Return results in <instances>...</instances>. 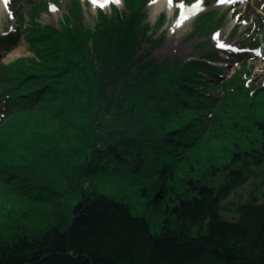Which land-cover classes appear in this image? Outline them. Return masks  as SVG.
<instances>
[{
	"label": "trees",
	"instance_id": "obj_1",
	"mask_svg": "<svg viewBox=\"0 0 264 264\" xmlns=\"http://www.w3.org/2000/svg\"><path fill=\"white\" fill-rule=\"evenodd\" d=\"M144 5L124 0V10L98 9L91 28L73 0L68 22L56 28L38 21L46 0L30 4L26 38L34 55L0 64V106L11 118L0 154L13 156L0 159V179L18 180L15 187L29 175L46 188L59 183L41 162L50 151L81 148L68 114L72 105L88 108L78 104L79 90L139 128L61 159L81 171L69 187L81 175L101 179L115 169L129 175V187L77 188L71 211L55 213L38 232L0 235V264H264V189L234 205L238 218L222 215L225 200L264 166V86L251 85L246 59L226 77L212 63L213 48L206 59L141 64L143 40L156 47L164 39L150 37Z\"/></svg>",
	"mask_w": 264,
	"mask_h": 264
},
{
	"label": "rangeland",
	"instance_id": "obj_2",
	"mask_svg": "<svg viewBox=\"0 0 264 264\" xmlns=\"http://www.w3.org/2000/svg\"><path fill=\"white\" fill-rule=\"evenodd\" d=\"M46 1L47 9L42 11L38 21L43 26L61 28V24L68 22L66 14L69 13L73 0ZM151 1L145 0L144 5L146 21L151 27L150 37L158 39L163 35L164 39L156 47L151 44L150 40H143L141 51L136 56H143L141 64L153 61L164 62V60L174 63L177 59L203 58L213 48L217 53L218 60H212V63L224 68L223 72L226 77L240 68L243 64L242 60L246 59L245 65L251 71L249 74L251 85L256 86L255 89L263 88L264 0H200L203 3L202 8L193 14L194 16L184 24V27L180 28H174L173 22L183 9L194 5L196 0H172V12L165 5L156 14L153 12ZM32 2L33 0H7V4L0 7V37L8 35L9 32L18 35L0 43V64L13 62L22 56L34 55L29 40L26 38L28 34L26 21L29 19L27 10ZM79 2L82 8V25L91 28L96 23L98 9H103L104 12L110 14L113 10L112 6L122 10L126 8L124 0H119V3L110 0L108 3L100 4H94L92 0H79ZM181 4L184 5L183 8H181ZM50 5H55V10ZM21 24H23V29L18 32ZM256 38L260 41L259 46L251 44ZM90 51L93 52L91 42ZM92 54L96 63V54L95 52ZM219 59L221 60L219 61ZM78 77L82 78L83 74L79 73ZM79 92L82 93L80 90L78 91V104L80 102L81 106L88 108L82 111V108L71 104V111L69 110L68 114L73 118L70 127H74L79 135L77 139L74 137L73 140L76 141V145H79V140H81V148L73 149L70 145L62 152L50 151L51 153L44 156L41 162L43 169L47 173L57 172L59 175V183L51 187L43 186L33 178L34 175H29L34 181L26 176L24 178L26 183L19 184L17 187L15 185L18 180L0 179V235H8L14 230L26 233L38 232L50 222L55 213L71 211L73 203L80 199V195L74 192L79 191L77 188L80 189L81 186L86 190L94 189L95 192L107 191L108 193L129 187V175H126L123 169L107 170L108 173H100L101 179L81 175L80 181L74 187L67 185L68 180L70 181L69 178L77 176L81 171L79 166H70L68 169L66 159L64 162L61 161L63 156L67 157L66 151L71 152L72 157L80 156L90 152L89 149L93 145L99 147L112 141L121 142L124 137L139 128L135 123L137 120H134L133 123L124 122L121 119L124 116L113 114L112 108L104 110V106H99L97 101H89L87 95ZM4 109L5 106L2 103L0 106V138L6 129L8 133L11 130V118L4 114ZM116 112L123 113L119 110ZM10 137L12 140L15 139L11 135ZM15 144L18 143L15 142ZM42 146L45 147L43 144ZM12 158L11 155L0 154V159H4L5 163L12 162ZM23 162V160L18 161L21 164ZM86 167H90V163ZM29 169L20 170L26 173ZM107 169H111V167ZM257 171L258 174L255 177L238 187L222 204L224 218H238L239 214L235 212L234 205L246 202L250 194L259 195L264 189V166L258 167Z\"/></svg>",
	"mask_w": 264,
	"mask_h": 264
},
{
	"label": "bare ground",
	"instance_id": "obj_3",
	"mask_svg": "<svg viewBox=\"0 0 264 264\" xmlns=\"http://www.w3.org/2000/svg\"><path fill=\"white\" fill-rule=\"evenodd\" d=\"M110 0H108L109 2ZM107 2V3H108ZM152 8H153V12L154 14H156L157 12H160L164 6H168L169 7V11L172 12L173 9V4H169L168 0H152L151 2ZM7 4V0H0V7L1 6H5ZM202 1L199 2V4L196 3V6H201L202 8ZM188 9H183V15H181V13L179 14V16L176 18V20L173 22V27L174 28H180V27H184V24L189 21L194 15L190 14V12H188Z\"/></svg>",
	"mask_w": 264,
	"mask_h": 264
},
{
	"label": "snow or ice",
	"instance_id": "obj_4",
	"mask_svg": "<svg viewBox=\"0 0 264 264\" xmlns=\"http://www.w3.org/2000/svg\"><path fill=\"white\" fill-rule=\"evenodd\" d=\"M92 2L94 3V4H100V3H107L108 2V0H92ZM113 2H116V3H119V0H113ZM199 2H200V0H196V3L197 4H199ZM168 3L169 4H171L172 3V0H168ZM194 7H195V5H193ZM50 7L53 9V10H55V5H50ZM184 7V5L183 4H181V8H183ZM181 15H183V12H181Z\"/></svg>",
	"mask_w": 264,
	"mask_h": 264
}]
</instances>
